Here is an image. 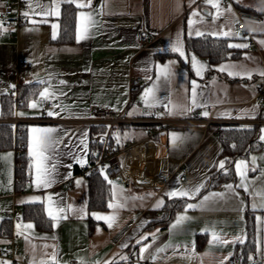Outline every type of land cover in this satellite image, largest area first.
<instances>
[{
	"label": "crops",
	"instance_id": "crops-1",
	"mask_svg": "<svg viewBox=\"0 0 264 264\" xmlns=\"http://www.w3.org/2000/svg\"><path fill=\"white\" fill-rule=\"evenodd\" d=\"M4 1L0 0V14L4 9ZM43 2L49 3L50 0ZM78 2L86 3L87 0ZM63 4L59 18L48 17V23L36 25L31 24L28 18L26 22L15 27L5 26L8 30L0 34V121L13 115L25 122V150L29 159L28 170L32 173L30 181L23 187L16 188L15 151L11 148L0 149V231L7 229L8 233L17 234V223H32L33 229L21 231H24L31 244L36 246V258H42L44 252L51 256L55 250L58 264H67L69 260L76 263L83 260L85 264H105V261L123 264L128 261L132 249L139 257V249L145 244L150 245V253L157 257L153 264H221V261L227 264L234 255L235 245L240 243L236 238L246 239L245 211L251 209L255 247L249 261L254 257L264 260V219L257 220V217L264 218V209L252 207L253 203L260 204L259 198L244 192L242 188H236L239 193L237 198L225 188L228 184L235 188L240 183L236 171L233 180L199 192L192 199L171 198L186 199V203L173 211L168 222L148 226L153 221L163 219V206L156 208L155 205L161 199L164 203L166 199H170L166 195L167 192L193 188L201 183L205 186L211 171L220 170L214 166L218 165L220 160H225L219 156L222 149L217 136L219 128L225 125L256 126L259 139L260 129L264 128V105L256 102L253 97V81L264 83V76L259 74L264 71V45L259 43L264 40V31L250 30L264 24V0H228L227 4L221 0L222 8L227 9L231 5V13L225 12L215 22L211 16H204V22L194 23L191 30L188 20H200V17L191 16L193 10L215 13V9L206 5L204 0H195V3L192 0H91V7L83 9L72 4L76 8L73 26L71 30L64 32ZM102 4L103 15H99ZM238 7L259 12L261 20L247 22L246 29L239 31L235 27ZM81 11L91 12L97 23L90 29L86 39L77 41L76 30ZM32 18L41 19L39 16ZM53 23L59 24L55 40L51 38ZM221 26L224 30L231 28L234 32L241 33V37L227 38L228 44L246 43L250 44L251 48H235L240 51L238 57L214 64H210L206 57L186 50V36L196 37L197 29L205 34L219 32ZM33 28L37 30H27ZM140 30H146L152 35V39L144 46L137 43L136 37ZM10 33L12 37L9 36ZM178 38L183 43V57L172 51V45ZM192 56L207 68L202 77L196 76L192 68ZM20 58L30 61L32 66L18 67L17 60ZM222 64L241 65L252 72V78L221 73L217 69ZM166 65L171 73L168 77L159 74V69ZM132 75L142 77L141 87L133 97L143 104L141 97L144 90L154 88L155 96L160 101L156 107L165 108L164 105L169 101L174 105L187 106L191 81L196 80L200 86L197 90L200 94L198 102L202 106L191 112H181L178 108L176 113L171 115L175 119L196 112L199 120L192 126H171L166 131L156 133V159L153 165L141 167L139 172L126 182L114 181L117 192L124 190L123 196L142 199H129L126 207L115 210L118 219L113 227L109 228L105 221L97 220L92 213L105 216L113 213L114 210L108 208L113 185L107 180L110 195L106 207L90 208L88 176L81 169V165L88 159L89 135L106 130L104 124L88 123L89 107L109 105L116 113L122 112L125 118L137 116L136 107L128 102L129 78ZM38 80L50 83V90L56 92V97L50 100L51 109L60 112V115L49 117L51 120L48 121L37 119L39 109L27 107L33 100H37L38 93L48 86V83H38ZM60 80L66 83L61 85ZM27 81L31 83H26ZM12 85L22 87L20 97L7 93V87ZM61 92L66 95H61ZM57 104L59 108H53ZM257 105L258 107L254 108ZM8 107H11V112L5 115ZM205 111L209 113L207 117L202 115ZM17 112H23L25 115H15ZM258 118L262 121L254 123ZM206 120L210 121L208 125L205 124ZM33 126L58 129L55 135L61 141L56 146V152L51 154V163L55 164L54 183L47 188L38 189L34 183L36 164L28 153V129ZM171 133L180 137L175 144L172 142ZM144 135V127L124 123L110 131L112 141L118 142L119 136L120 143H129L141 139ZM82 139L87 144L86 150L80 144ZM260 145L258 150L236 160L245 159L249 161V169L256 168V171L249 170L247 173L250 190L255 191L264 188V176L261 175L264 172V142L260 141ZM74 157H79L81 162L78 163ZM252 157H256L255 165L251 164ZM180 167L186 168L183 181L177 178ZM100 171L104 175L103 171ZM77 180L81 181L79 186ZM65 181L69 182L68 186L64 185ZM211 193H226V196L199 206L203 197ZM48 196L61 207L71 204L74 209L84 208L87 215L79 218L78 213L68 212L67 219L52 221L47 215ZM32 197H39L40 200L22 203ZM188 203L198 206L185 211ZM13 206L18 207L14 216L3 217V212ZM34 213H40L41 225L31 216ZM178 215H186L190 219L172 230L171 225L175 223ZM213 230L229 243H210ZM149 233H156V239L153 240ZM198 234L203 240L201 246H197ZM25 235L13 238L19 245L18 261L13 264H30L32 260L33 252L25 240ZM142 235H148V239L137 244L136 241ZM3 241L0 237V243ZM124 244L128 247H122ZM44 245L48 247L44 248ZM165 245L169 247L164 252H156V249ZM52 246H55V249ZM122 256H127L128 259L122 260ZM225 257L228 259L225 260Z\"/></svg>",
	"mask_w": 264,
	"mask_h": 264
},
{
	"label": "snow or ice",
	"instance_id": "snow-or-ice-1",
	"mask_svg": "<svg viewBox=\"0 0 264 264\" xmlns=\"http://www.w3.org/2000/svg\"><path fill=\"white\" fill-rule=\"evenodd\" d=\"M193 3H195V0H192ZM27 5L31 8V12L25 11L22 13V15L25 18H30L29 22L33 25L36 24H43V23H48V17H56L59 18L61 14V4L62 3H69V4H75L77 8L83 9V8H90L91 7V0H87V2H78V0H50L49 3H44L43 0H26ZM204 3L206 5H210L213 9H215V13L212 12H204L201 13L198 10H193L191 13L192 17H200L199 21H195L193 19L188 20L189 24V29H192V26L194 23H203L204 16H211L213 22L216 20L220 19L225 12L231 13V5L228 6L227 9H224L221 7V0H204ZM103 7L104 5H101L100 11L98 12L99 15H103ZM39 16L41 17L40 20H36L32 17ZM97 21L94 19V16L91 12H83L81 11L78 16V23H77V30H76V39L77 41L86 39L89 35L90 29L96 26ZM52 28V39L55 40L58 35V29H59V24L53 23L51 24ZM8 29L4 26V22L0 21V34L3 32H6ZM28 31H34L37 30L35 28L33 29H27ZM257 30L264 31V24L258 25L257 28H253L250 31L255 32ZM189 35H191V31L189 32ZM196 36H205V33L196 30L195 31ZM207 35H212V36H217V37H225V38H231V37H241V33L239 32H234L231 28H228L227 30H224V27L221 26V30L219 32H211L208 33ZM260 44L264 45V40L259 41ZM228 48H247L249 47L248 44L246 43H229L227 45ZM172 51L179 53L181 57L185 56V51L183 49V43L182 41L178 38L175 43L172 45ZM246 59H252L251 57H246ZM191 65L193 70L196 73V76L202 77L204 72L207 70L206 66L199 62L195 56L191 57ZM221 73H227L229 76H241V77H247L249 79L252 78V72L249 71L248 69L244 68L241 65L237 64H222L219 66L217 69ZM159 74L164 77H168L170 73V68L169 66H164L159 69ZM261 76H264V71H261L259 73ZM40 84H45L48 83L44 80H38L37 81ZM26 83H31V81H27ZM59 83L61 85L65 84L66 82L64 80H60ZM14 88L15 86L12 85ZM200 86L196 82V80L191 81V89H190V95H189V102L187 106H178L172 104L171 101H169L167 104L164 105L165 110L168 115H174L176 113V110L179 108L181 112H191L197 107H201L202 105L198 102V96L200 95L198 93V88ZM52 88L51 84L48 83L47 87H44L43 90H41L38 93L39 100H33L31 103L27 105V107L31 109H39L40 108V101H48L51 99H54L56 97V92L54 90H50ZM61 95H66V93L61 92ZM142 101L144 102V105L148 109H152L156 107L160 101L156 98L155 96V90L154 88H146L144 90V94L141 97ZM258 107L254 106V108ZM53 108H59V105H54ZM47 115L49 117H55L59 116L60 112L54 111L52 109H47L46 110ZM148 114H151L149 112ZM15 115L18 116H24L25 113L23 112H17ZM128 115H132V113H128ZM163 115V113L159 114ZM203 116L207 117L209 113L207 111L202 113ZM254 118V116H253ZM58 132V129L52 128V127H39V126H33L28 129V153L29 157L31 159L35 160L36 164V175H35V186L39 188H47L50 187L52 183H54V176L53 173L55 171V164L51 163L52 160V155L53 153L56 152V146L61 142L59 137L55 135ZM261 135L259 136V140L264 142V128L260 129ZM84 136H87V133L84 134ZM172 137V142L173 144L176 143L180 137L177 136L176 133H171ZM117 141L119 142V136H117ZM80 144L83 145V149H87V144L85 143V140L82 139L80 141ZM233 148H235V145H232ZM9 156L11 155L10 153L8 154ZM74 159L77 160L78 163L81 162L79 157H74ZM226 160H220L218 162L217 166L220 170L225 171V174H227V170L225 169V164ZM256 162V157H252L251 164L255 165ZM235 164V171L236 174L240 177V183L238 185L234 186L232 184L225 185V188L228 190V192H231L233 195H235L237 198H239V193L236 192V188H242L244 192L249 193L250 195H254L259 198L260 204L257 205L253 203L252 207L253 209H256L257 207H260L264 209V188L260 189L259 191L255 190H250L249 187V180L247 173L249 170L251 171H256L255 167H252L249 169V161L245 159H241L238 161L234 162ZM71 167V165H69ZM31 168V165H30ZM70 175V174H69ZM262 176H264V172L261 173ZM105 180H108L107 175H105ZM77 186L80 185L81 181L77 180L76 181ZM108 183L110 185H113L112 188V195H111V200L108 203V208L113 209V213L111 215H101L99 213H92V215L97 219V220H103L107 223V226L109 228H112L113 225L116 223L118 216L115 210L121 209L126 207L127 201L129 199H142L141 197H126L123 196V189H120L119 192H117L116 185L114 184L113 181L108 180ZM204 187V185L198 184L194 186L193 188L189 189H179L177 191H170L167 192L166 195L171 199V198H184L187 197L189 199H192L195 194L199 193L201 189ZM226 196V193H211L209 196H204L202 201L200 202L199 206H204L206 205L210 200L215 201L216 198L223 199ZM40 200L39 197H32L28 201H22V203H32ZM48 201V207H47V215L52 221H58L60 219H67V214L68 212H75L79 214V218H83L84 215H87L85 212L84 208L80 209H74L71 204H68L66 207H61L59 206L56 202L52 200L51 196L47 197ZM164 204L163 199L157 202L155 205L156 208L162 207ZM241 205H243V200H241ZM198 205L188 203L186 204L185 211L188 209H192L197 207ZM241 211H243V208H241ZM190 219V217H187L186 215H178L176 218L175 223L171 225V229L175 230L178 226L182 225L186 220ZM264 218L262 217H257V220L260 221ZM17 235H25L24 231H21V229L24 230H31L34 228V225L32 223L28 224H21L17 223ZM159 230H157L158 232ZM207 231V230H206ZM148 235L152 236L153 240L156 239V233H149ZM148 235H142L140 239L136 241L137 244H140L141 241L147 240ZM212 238L210 243L216 242L220 244H227L229 241L225 240L220 234L215 232L214 230L212 231L211 234ZM236 239L239 240L240 243H243L244 240L242 238L237 237ZM25 240L27 243L30 244L31 250L33 252V257L30 262V264H58L57 262V256L55 250L52 252L51 256L48 255L47 252L43 253V257L40 259H37L35 256V251H36V246L31 244V241L29 240L28 236L25 235ZM48 245H44V248H47ZM55 249V246H52ZM122 247H128L127 244L122 245ZM169 247V245H165L162 248L156 249L157 253L164 252L165 249ZM150 245H143L139 249V258L140 259H148L151 258L153 261L156 260V256L152 255L149 251ZM148 253L146 256L145 254ZM122 260H127V256H122ZM228 257H225V260H227ZM251 259V258H250ZM0 264H12L11 261H5V260H0ZM80 264H85L83 260L80 261ZM98 264V262H97ZM105 264H115V261H105ZM221 264H224V261H221Z\"/></svg>",
	"mask_w": 264,
	"mask_h": 264
},
{
	"label": "built area",
	"instance_id": "built-area-1",
	"mask_svg": "<svg viewBox=\"0 0 264 264\" xmlns=\"http://www.w3.org/2000/svg\"><path fill=\"white\" fill-rule=\"evenodd\" d=\"M224 4L228 3V0H222ZM25 11L30 12V7L27 5L26 0H5L4 9L0 14V21L4 22V26L8 28L15 27L27 21L22 13ZM261 15L259 12L238 7L236 8V21L235 27L239 31L246 29L247 22H259ZM12 37V34H9ZM137 43L139 46H144L151 39L152 35L146 30H140L137 33ZM251 45L247 49H250ZM18 67L27 68L31 67L30 61L24 59L17 60ZM142 84V77L139 75H132L129 78V97L128 102L131 103L137 109V116L131 118H125L122 112L116 113L109 105H91L89 107L88 123L90 125L104 124L106 130L94 132L88 137V159L81 165V169L86 174L102 170L104 175H107L108 180L126 182L128 179L137 174L141 167L153 165L156 159V142L154 136L156 133L166 131L171 126H192L199 120L196 112L190 113L183 118L175 119L171 115H168L165 108L154 107L148 109L145 105L133 97ZM254 94L253 97L256 102L264 105V83L260 81H253ZM20 91V87L16 85L13 87H7V93L10 95L16 94ZM39 100V98L37 99ZM52 108V102L40 101L38 120L48 121L51 120L47 115L46 110ZM151 112V114H148ZM163 113V115H159ZM261 118H258L254 123H260ZM0 122L6 123L14 131L22 129L20 124L25 123L20 121L15 116L2 119ZM120 123L130 124L134 126H140L145 128V135L141 139L132 140L129 143L113 142L110 136V131L113 127ZM209 120L205 121L208 125ZM16 153H20V149L15 150ZM186 168L180 167L177 173V178L180 181L185 179ZM32 173L27 171L25 181L31 180ZM65 186L69 185L68 181L64 182ZM18 210V207L13 206L3 212V217L12 218L14 213ZM0 237L4 240L0 243V260L11 261L12 264L17 262V255L19 253V245L13 240L17 237L16 233H8L4 230L0 231ZM154 255V253L152 254ZM151 258L140 259L134 249L130 251V257L127 261L128 264H153ZM67 264H80L72 260H69ZM227 264H244L241 263L237 256H233ZM245 264H264V260L254 257L248 263Z\"/></svg>",
	"mask_w": 264,
	"mask_h": 264
},
{
	"label": "trees",
	"instance_id": "trees-1",
	"mask_svg": "<svg viewBox=\"0 0 264 264\" xmlns=\"http://www.w3.org/2000/svg\"><path fill=\"white\" fill-rule=\"evenodd\" d=\"M75 6L72 4L64 3L62 6V26L63 32L71 30L73 26ZM185 48L187 51H193L200 56L207 58L210 64L217 63L219 61L236 58L239 56L240 51L235 48H228V39L225 37H214L205 34V36H196L184 38ZM20 86V85H19ZM22 94V87L20 91L16 93L15 97H20ZM12 96V95H10ZM16 98V99H17ZM11 107L6 108L5 115H9ZM22 129L13 130L6 123L0 122V149H20V153L14 154L15 158V186L21 188L26 184L25 178L28 170V155L25 150V126L26 124H20ZM217 136L220 139L222 149L219 156L223 157L227 162L225 169L227 174L223 170H212L209 174L205 186L200 192H204L209 189L218 187L222 182L227 180H233L235 178L234 162L238 158L246 157L250 153L260 148V141L256 133V126H240V125H225L217 130ZM232 145L236 147L233 148ZM88 186H89V198L88 204L90 208H105L109 198V188L107 180L100 170L87 174ZM186 203V199H166L163 205L165 211L164 217L161 220L153 221L148 226H154L157 223H166L172 217L173 211L181 208ZM36 219L38 225L42 224L40 213L31 214ZM45 219L43 220V222ZM245 228L246 239L243 243H238L234 248V255L237 256L241 263H248L250 254L255 247L254 238V220L251 209L245 211ZM4 231L8 232L7 229ZM203 240L201 236L197 235V246H201ZM123 264H128L123 263Z\"/></svg>",
	"mask_w": 264,
	"mask_h": 264
}]
</instances>
